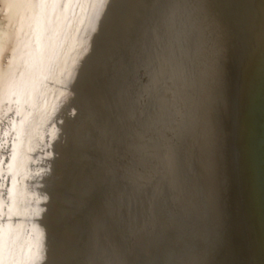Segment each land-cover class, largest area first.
<instances>
[{"label": "rangeland", "instance_id": "1", "mask_svg": "<svg viewBox=\"0 0 264 264\" xmlns=\"http://www.w3.org/2000/svg\"><path fill=\"white\" fill-rule=\"evenodd\" d=\"M210 2L114 0L109 37L100 28L90 34L98 71L86 74L83 89L55 93V76L36 104L25 103L19 119L32 112L26 128L33 134L23 136L11 232L15 251L21 240L22 264H218L228 240L238 243L234 262L264 264L243 159L253 74L246 60L261 42L247 39V19L264 0ZM171 70L184 78L173 98ZM220 144L235 158L229 179Z\"/></svg>", "mask_w": 264, "mask_h": 264}, {"label": "bare ground", "instance_id": "2", "mask_svg": "<svg viewBox=\"0 0 264 264\" xmlns=\"http://www.w3.org/2000/svg\"><path fill=\"white\" fill-rule=\"evenodd\" d=\"M125 1H127V0H125ZM206 1L210 2V0H206ZM228 2H230V1H228ZM83 3H84L83 9H81V8L75 9L77 15L72 18L71 27H63L60 31L59 37L54 39V40L48 39L45 42L42 41V44H43L42 60H43V66H44L45 70L39 72L38 77H37L39 82L37 83L35 90L28 97L24 98L22 101V104L19 105L21 112H23L25 110L24 109L25 103H27V104L30 103V105L36 104V101H34V99L39 94L41 86L46 81H49V80L51 81L55 76H57V79H58L57 83H56L55 93H59V92L66 90V89H83V87L85 85L86 74H88L90 72H97L98 71L97 62L94 58H92L94 51L92 49L93 48V43H92L93 40L91 41V39H90L91 35L90 34L93 32L90 31V29L94 25L91 22L90 18L95 15L97 20H99L100 15L106 13L104 15L102 22L99 23V28H100L99 31L100 32L108 31L107 23H108V19L110 17V13H111V10L113 7H112V4H111V7H107V8L103 7L99 3V0H83ZM199 3L204 4L205 1H204V3H202V1H200ZM212 3H214V1ZM218 4H220V3H218ZM211 5L209 4L208 6L210 7ZM198 6H200V5H198ZM205 7H206V5H205ZM205 7L204 6L202 7L203 10ZM214 8H215V6H214ZM211 9H213L212 6H211ZM198 10H200V9H198ZM205 10H206V8H205ZM8 11H10V9H8L6 3L3 6H0V13H7ZM209 11H210V9H209ZM204 12L206 14V11H204ZM216 12H218V11H216ZM69 15L71 16V13H69ZM211 15L209 14V16H211ZM200 19L202 20V18H200ZM215 25L216 24H214V26ZM216 26H218V25H216ZM219 27H221V24ZM17 30L19 31V23L17 24ZM221 32H222V30H221ZM246 32H247V39L251 43H255L257 40H260L261 42L258 44H256V43L254 44L255 46L252 50V52L253 51L254 52L251 55L254 56L255 59H247L246 60L247 63L250 61L249 62L250 64H247V63L246 64L248 66L251 65L250 67H252V73L253 74H252V81H251L250 87L248 89H246L247 101L249 102V104L247 105V127H248V130H247V156L245 154H243L244 155L243 159H244V168H245L246 175H247V173L251 174L252 179H253V184H250L252 187V193H251L252 198H251L250 204L252 207L253 217L255 219V222L260 226L262 232H264V183H262L261 177L259 175L260 168L264 169V126H261V127L260 126H254V124H253L254 123L253 119L258 118L259 116L264 117V69L258 70V67L260 68V66L262 64H264V3H262V6L260 8H258L247 19V31ZM224 33H226V31H224ZM96 34H99V32ZM211 34H212V32H211ZM214 34H216V33H214ZM222 34H223V32H222ZM223 35H226V34H223ZM33 36H34V33H33ZM92 37H94V36H92ZM96 38H97V36H96ZM222 39H224V37ZM214 46H216V45H214ZM231 46H232V44H231ZM94 47H95V45H94ZM217 47L219 48V46H217ZM216 52L218 53V51H216ZM217 53L214 54L213 56L211 54L210 55H211V57H214L215 55H217ZM218 55H220V54L218 53ZM217 57H215L214 59H217ZM5 58L6 59H3V66L5 68H7L9 62L12 60V54H11L10 50L5 55ZM82 61L85 63V66L83 69L80 67V64ZM20 63H22V61H20ZM48 66H51L54 69V74L49 79L46 80L45 78L49 77V73L46 71ZM220 73H222V72H220ZM243 73L244 72H242V74ZM249 73L247 75H250ZM208 74L206 76L207 78L209 77ZM210 74H214V73L212 72ZM218 74H217V76H218ZM245 74H246V72H245ZM220 76H218V77H220ZM206 77H205V79H207ZM167 78H168L167 87L169 89V94H171V95L173 94L172 95V98H173L175 96L174 91H176V87L182 85L184 78L178 70H171L170 72H168ZM221 78H222V76H221ZM247 78H249V77H247ZM209 79H210V77H209ZM217 79L218 78H216V80ZM203 80H204V78H203ZM243 80L246 81L245 78ZM207 82H208V80H207ZM210 82H208V83L212 84ZM212 82H214L213 78H212ZM243 82H241L242 85H243ZM215 83H217V82H215ZM249 83H250V80H249ZM217 84H219V82ZM220 85L221 84H219V87L221 88L222 85L221 86ZM212 86L208 87V88H210V90H212L211 88L214 87V86L213 87ZM246 87H248V86L246 85ZM256 87H257V91L255 92ZM206 88H207V86H206ZM217 88L218 87L216 86V89ZM214 89H215V87L213 88V91H215ZM240 90H242V89L240 88ZM220 91H221V89H220ZM251 91L255 92V93H253V96H254L253 98L250 97ZM241 92L243 93V96H244V91L242 90ZM241 92H240V94H241ZM218 93H220V92H218ZM208 94H206L205 97ZM210 95L215 96V94H210ZM202 96H204L203 93H202ZM207 98H208V96L206 97V99ZM249 98H251V101L248 100ZM7 99H8V97H4L5 101ZM203 99H204V97H203ZM213 100H214V98H213ZM240 100H241V97H240ZM195 101H197V100H195ZM207 101H208V99H207ZM209 103H211V102H209ZM12 104L14 105V107L12 106L13 111L10 113L8 112V108L11 106V104L4 103L3 105H0V245H2V248H3L4 260L9 259V257H8L9 248L14 249L15 241H14V238L12 237L11 232H12V228H14L16 225L17 215H16L15 209L13 208V205H12V196H13L16 184L21 180V179H19L20 176H19L18 165H20V163L22 162L20 160V157H21L23 149L26 147V143H27L26 141L28 139V137H27L24 146H23V136L20 138V140L16 139L17 133H16V131L13 130L12 121L15 120L16 126L19 127L20 121L23 119L20 120L19 119L20 117H17L15 115V109L18 107V105H15V103H12ZM193 105H194V103H193ZM195 105H196V103H195ZM195 105H194V107H195ZM201 105H203V104H201ZM212 105H214V104H212ZM217 105H219V104H217ZM210 106H211V104H210ZM210 106H209V108H210ZM252 107H254V108H252ZM203 108H204V106H203ZM197 109H199V106ZM200 109H202V107H200ZM219 109L221 110V108H219ZM210 110H211V108H210ZM31 114H32V112H30V110H29L27 116H25V118H24L27 120V124L29 123V116ZM241 116H240V118H241ZM244 117H245V115H244ZM208 120L210 121V119H208ZM241 124H242V122H241ZM38 127L42 128V126H39V125H38ZM31 134H33V132ZM39 135H40V133H38L37 138ZM235 136H236V134H235ZM29 141L31 142L32 139L31 140L29 139ZM204 141L207 142L206 144L209 145L208 141H206V138ZM204 141H203V143H204ZM249 141H250V144L248 143ZM231 142H232V140H231ZM198 144H202V143H198ZM29 145L30 144H28V147H29ZM239 145H240V143H239ZM14 146H16L18 148V157H17V160L15 162H13V160H12V149ZM202 146H205V145H202ZM202 146H201V148H202ZM209 147H210V145H209ZM199 148H198V150H199ZM204 151L206 152V150H204ZM219 151H220V164H221L222 174L229 179L232 176L233 166L235 163L234 162L235 158H234V155L232 154L233 152H229V151L224 152L222 149V144L219 145ZM207 153H209V152L207 151ZM211 154H212V152H211ZM209 158H211V156ZM210 161L212 162V158ZM10 164L13 165L11 168H9ZM211 164H213V163H211ZM81 167H83V166H81ZM247 188H248V186H247ZM252 194H254V195L252 196ZM38 207L40 208V206H38ZM30 213L32 214V212H30ZM29 217H30V219H29L30 221L28 220L26 222L25 228H26V225L30 224L32 221V215ZM27 219H28V217H27ZM46 225H48V224H46ZM27 228H29V227H27ZM33 237H37L36 234ZM20 244H21V240L17 244L18 251H16V253L18 254L19 259H20L21 264H22L23 258L20 257V254H21V250H20L21 245ZM225 246H226L227 251H228V256L225 255V253H223L221 251L218 264H227L229 259L231 260L232 264H237L233 260V255L238 250V247H237L238 243L231 241V240H228L224 243L223 247H225ZM249 264H257V263H255V261H253L252 263H249Z\"/></svg>", "mask_w": 264, "mask_h": 264}, {"label": "snow or ice", "instance_id": "3", "mask_svg": "<svg viewBox=\"0 0 264 264\" xmlns=\"http://www.w3.org/2000/svg\"><path fill=\"white\" fill-rule=\"evenodd\" d=\"M7 4V13H0V105L4 103H15L18 107L15 109V115H22L19 105L24 98L28 97L39 82L37 77L39 72L44 71L42 54V41L45 36L54 40L59 37L63 27H71L72 18L77 15L75 9H83V0H0V6ZM103 7H111L114 0H99ZM71 13V16L69 15ZM104 14H101L99 20L96 16L90 18L93 27L90 29L93 33L98 31L99 23L102 22ZM31 22L34 33L33 39H25L24 25ZM19 23V32L17 24ZM11 51L12 60L7 68L3 66V57ZM23 61L24 71H20ZM46 71L49 73V79L54 74V69L48 66ZM54 83V81H52ZM71 95V93H67ZM4 97H8L5 101ZM11 107L8 112H12ZM13 130L16 131V139L24 135H30V128H26L27 120L20 121L19 127L16 121H12ZM50 155V153H49ZM18 157V148L12 149V160L15 162ZM13 165L10 164L9 168ZM8 260L3 258V248L0 245V264H21L18 254L12 248L8 250Z\"/></svg>", "mask_w": 264, "mask_h": 264}, {"label": "water", "instance_id": "4", "mask_svg": "<svg viewBox=\"0 0 264 264\" xmlns=\"http://www.w3.org/2000/svg\"><path fill=\"white\" fill-rule=\"evenodd\" d=\"M113 10H111V12H112ZM113 13V12H112ZM113 15V14H112ZM112 22V17H111V15H110V17H109V19H108V23H107V29H108V31H107V36L109 35V29H110V23ZM109 37V36H108ZM107 37L104 39V41H103V44L101 45V47H100V51H103L104 52V50L106 49V45H107ZM97 74H93V77H92V75H91V78L89 77L88 78V81H89V83H94L95 82V77L97 78ZM257 91V87H256V89H255V92ZM254 91H251V95H250V97L251 98H253L254 96H253V93H255ZM246 95H247V93H246ZM247 97V96H246ZM251 98H249L248 100H250L251 101ZM252 108H254V107H252ZM255 110V109H254ZM253 124H254V126H264V117H261V116H259L258 118H256V119H253ZM252 125V124H251ZM244 129H245V136H246V144H245V151H244V154L247 156V113H246V120H245V127H244ZM249 140V139H248ZM249 144H250V141L248 142ZM259 175H260V177H261V181H262V183H264V169H262V168H260V170H259ZM259 258H260V262L261 263H264V252H261L260 251V256H259Z\"/></svg>", "mask_w": 264, "mask_h": 264}]
</instances>
